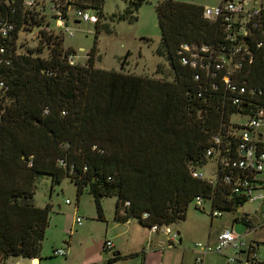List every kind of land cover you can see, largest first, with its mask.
I'll return each mask as SVG.
<instances>
[{"label":"trees","instance_id":"obj_1","mask_svg":"<svg viewBox=\"0 0 264 264\" xmlns=\"http://www.w3.org/2000/svg\"><path fill=\"white\" fill-rule=\"evenodd\" d=\"M103 1L83 4L101 15ZM143 1L130 0L118 19L131 17ZM9 2L16 8L17 30L12 40L0 37L10 60L0 64V81L6 86L0 88V264L4 257L30 258L41 252L51 206L33 201L38 176H50L54 183L70 176L79 192L88 186L100 219V198L113 195L117 219L136 218L147 227L184 219L193 198L208 190L207 182L190 170H204L210 137L229 121L232 109L222 99L197 97L193 70L182 65L178 50L182 42H218L220 23L205 19L199 4L158 2L157 51L167 54L174 70L173 80H166L95 67V45L86 64L71 65L66 56L75 50L63 47V37L47 25L42 9ZM36 26L37 48L22 50L23 35ZM128 55L130 51L122 68ZM243 79L264 85L261 54ZM64 156L75 165V175L57 165ZM127 200V212L120 214Z\"/></svg>","mask_w":264,"mask_h":264},{"label":"built area","instance_id":"obj_2","mask_svg":"<svg viewBox=\"0 0 264 264\" xmlns=\"http://www.w3.org/2000/svg\"><path fill=\"white\" fill-rule=\"evenodd\" d=\"M21 3L28 10L41 8L47 25L63 38L74 35L69 24L73 18L96 21L83 0H50V6L46 0H21ZM10 5L9 0H0V37L8 40L15 37L17 30L16 8ZM49 13L52 20L48 18ZM202 15L220 23L219 41L206 44L182 42L178 50L179 59L182 65L193 70L197 97L208 95L204 97L205 101L215 99L221 102L222 99L232 112L229 121L212 133L205 151V166L211 163L216 167L206 171L199 168L190 170L193 177L206 181L208 185L207 193L197 195L192 202L196 208L205 210L204 201H208L210 218L225 216L231 226L221 227L212 243L198 242L195 245V262L204 264L206 256L216 252L224 254L225 264H264V258L257 251L264 242L248 237L253 231L264 229V85L239 80L242 74L250 71L257 53L264 59V5L262 0H221L217 5L204 7ZM7 50L6 46H0V64L10 63L4 56ZM76 57L77 52L72 51L66 60L75 65L78 64ZM43 71L53 73L51 70ZM2 87L6 88L4 81H0ZM234 114L244 120L234 121ZM68 145L67 142L64 144ZM97 148L94 145L92 149ZM57 165L75 175V165L67 157L59 158ZM255 201L259 207L254 214L243 211L246 203ZM66 202L71 203L69 198ZM129 204L127 200L119 212L126 214ZM146 215L143 213L142 217ZM83 220V216L76 215L75 224L81 226ZM236 223L244 225L246 230L242 233L236 231ZM147 229L168 235L169 247L176 244L178 235L170 225L153 224ZM113 243L107 239L104 248L111 249ZM53 254L66 256L68 250L56 248ZM28 259L29 263L13 264H34L32 257Z\"/></svg>","mask_w":264,"mask_h":264},{"label":"rangeland","instance_id":"obj_3","mask_svg":"<svg viewBox=\"0 0 264 264\" xmlns=\"http://www.w3.org/2000/svg\"><path fill=\"white\" fill-rule=\"evenodd\" d=\"M160 0H144L138 9H133L131 17L126 20L118 19V14H122L129 7L130 0H104L101 8V15L97 13V8L88 10L95 17V20H74L69 22L73 28L74 35H66L63 38L64 48H73L77 52L76 61L80 64L87 63V56H90L93 45L96 50L93 54L94 66L102 67L108 70H120L123 72L134 73L135 75L151 76L154 78H165L173 80L174 70L167 58L165 52L157 51L160 48L161 32L156 14V6ZM184 2L196 3L206 7L217 5L221 0H182ZM50 6V0H46ZM264 5V0H262ZM48 18L52 20V17ZM43 21H45L43 19ZM98 26V31L96 30ZM39 27H33L30 33L25 32L22 50L26 48L36 49L39 44ZM127 51L125 65L122 68V61ZM48 51L39 52L44 54ZM234 121L240 122L244 118L237 114L232 116ZM215 164H209L206 169H214ZM35 194L33 201L38 207H44L50 204V225L47 228L46 236L42 241L41 264H84V257L95 259L99 255L108 257L113 254V249L104 250L103 233L106 223L101 221L97 214V207L93 194L86 186L79 192L77 184L72 181L70 176H65L60 182L54 183L50 176H41L35 178ZM69 198L71 203H67ZM105 216L112 218L116 211V195L100 198ZM79 206V207H78ZM205 210L196 208L194 202L188 206L185 218L177 220L170 226L173 231L178 229L183 236V242L177 244L178 253H183L186 260L184 264H199L195 262L197 251L195 245L198 242H213L208 239V233L211 231L213 237V228L230 227L228 219L223 217L214 218L209 216L210 207L208 201H204ZM259 203L248 202L244 205L243 211L255 213ZM80 215L84 217L83 225H75V217ZM133 222L141 226L138 219L133 218ZM211 225L213 228L211 229ZM148 231V227L145 226ZM236 231L244 232L245 226L241 223L235 224ZM210 234V233H209ZM163 241L167 237L158 233ZM250 239H264V229L253 231ZM69 243L71 255L67 258L52 256L53 248H60ZM175 251L165 249L163 252ZM261 257H264V246L258 250ZM143 259L142 254H138L137 262ZM28 262L26 259H22ZM226 257L221 253H210L206 256L204 264H225ZM92 263V262H91ZM1 264H9L7 262Z\"/></svg>","mask_w":264,"mask_h":264},{"label":"crops","instance_id":"obj_4","mask_svg":"<svg viewBox=\"0 0 264 264\" xmlns=\"http://www.w3.org/2000/svg\"><path fill=\"white\" fill-rule=\"evenodd\" d=\"M100 220L106 223V227L103 233L104 241H106L107 239H111L114 242L113 247L111 248L113 249L112 250L113 254L108 257H103L99 255L95 259H90V258L86 259V257H84L83 259L84 264H184V261L186 260L185 255L183 253L177 252L178 250L177 244H181L183 242V236L181 235V232L178 231V229L175 230L178 235L175 241L176 244L169 247L167 245L169 240L168 235L163 234L167 237V241L165 242L161 237H158L159 232L152 233L149 230L147 231L145 229L146 225L140 223L141 224L140 226L139 224L134 223L133 218L131 217L127 218L126 220L117 219L114 212V216L112 218H108L105 216V213L103 211V219ZM212 228L213 226L211 225V229ZM220 229L221 227H215V229L213 228L212 238H211L212 232L209 231L210 234L208 233V239L209 240L212 239V241L214 242L216 238V234ZM46 231H45V236H46ZM259 240L264 242L263 237L262 239ZM63 248H66L68 250V254L66 256H60V257L63 258L69 257V255H71V251L69 248V243L67 241L66 244L63 246ZM173 248H175V251L163 252L165 249H173ZM111 249L104 248V250H111ZM259 249L260 247L258 248V250ZM194 252L196 253V251ZM138 254H142L143 259H140L137 262L136 260L138 258ZM41 256H43L41 252L38 256H32V258L34 259V264H41V259H42ZM22 259H26L28 260V262H25ZM4 262H7L9 264H13L17 262L29 263V259L22 257L21 255L8 256V257H4L1 263Z\"/></svg>","mask_w":264,"mask_h":264}]
</instances>
